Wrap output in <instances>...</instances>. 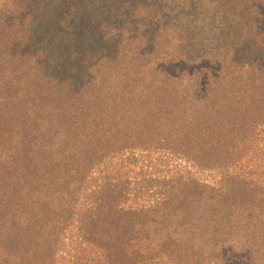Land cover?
Here are the masks:
<instances>
[{"label": "trees", "instance_id": "1", "mask_svg": "<svg viewBox=\"0 0 264 264\" xmlns=\"http://www.w3.org/2000/svg\"><path fill=\"white\" fill-rule=\"evenodd\" d=\"M214 4L0 0V264H264V0Z\"/></svg>", "mask_w": 264, "mask_h": 264}, {"label": "rangeland", "instance_id": "2", "mask_svg": "<svg viewBox=\"0 0 264 264\" xmlns=\"http://www.w3.org/2000/svg\"><path fill=\"white\" fill-rule=\"evenodd\" d=\"M51 1V0H50ZM54 4H53V6H54V8H57V6H58V4L61 6L60 8H61V10H62V7L64 6V1H58V4H57V1H52ZM205 2H207V9H209L210 10V12H213V13H215V11L212 9L213 7H214V0H205ZM45 5H46V3L43 1V3L41 4V8L42 7H45ZM50 6H52V5H48V8L50 7ZM40 8V7H39ZM40 8V11H39V19L37 20L38 21V25H41L40 26V29L41 30H39V32H37V34H36V36H35V44H36V46H39L40 45V42H41V40H45V42H48L49 41V39H50V36L51 35H54L55 37L51 40V41H49V43H48V48L49 49H51V51H55V50H57L58 49V46L61 44V42H65L66 40L65 39H63V38H65V35L64 34H62V33H59V32H57V30H56V32L55 31H52L53 29H55V27H54V25H53V23L54 22H56L57 20H58V15L56 14V11L55 12H53L52 13V11H51V13H49L48 15H46V16H44V10L43 9H41ZM42 10V11H41ZM84 10H87V13L85 14V15H82V14H78L79 16H83V17H85V16H88V15H91V17H92V21H91V23H89L88 24V27L89 26H91L92 25V23H93V20H95V23H96V19H98L99 17H103V12L104 11H100V8H97L96 6H92V7H88V6H86V7H84V9H82V12L84 11ZM52 14V15H51ZM88 14V15H87ZM202 15V14H201ZM200 15V16H201ZM51 18H53V19H51ZM101 18H99L98 19V21L101 19ZM206 19V20H201V19ZM213 18L214 17H212L211 15H202L201 16V19L200 20H198L197 22H195L196 24L194 25V26H196V30L197 31H199L201 34H204V36L206 37V38H208V40L206 41L207 43H211V46H213V45H215L216 44V40H215V38H217L218 37V35H219V28H218V23H213L212 22V20H213ZM186 19L187 18H182L181 20H182V23H184V21H186ZM58 22V21H57ZM172 24H175V21H173V23ZM49 30V31H48ZM88 32H87V34L85 35V36H83V37H85V39L86 40H84V42H85V44H86V46H87V44L89 43V41H93V39H91V36L93 35L92 33H93V30H91V31H89V30H87ZM96 38H98V37H96ZM90 42V43H91ZM66 43H67V41H66ZM65 43V44H66ZM69 43V42H68ZM63 49H66L65 51H63L62 52V57L63 56H67L68 55V53H69V47H67V46H63L62 47ZM48 49V51H50ZM50 51V52H51ZM58 58H59V56L58 55H54L53 56V61H52V63H50V68H52L53 69V67L55 66V61L56 60H58ZM172 164H176V163H179V164H181L182 166L183 165H187V162H185L183 159H177V158H173V160H171L170 161ZM158 163H159V161H158ZM191 170L197 175V176H199V177H202V178H208L207 176H208V174H202V173H199L198 171H196V169H194L193 167L191 168Z\"/></svg>", "mask_w": 264, "mask_h": 264}]
</instances>
